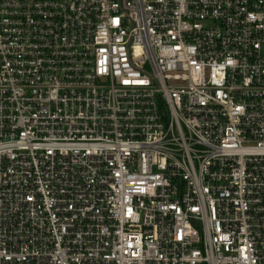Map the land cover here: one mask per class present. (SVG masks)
Masks as SVG:
<instances>
[{
	"label": "built area",
	"instance_id": "built-area-1",
	"mask_svg": "<svg viewBox=\"0 0 264 264\" xmlns=\"http://www.w3.org/2000/svg\"><path fill=\"white\" fill-rule=\"evenodd\" d=\"M0 264H264V0H0Z\"/></svg>",
	"mask_w": 264,
	"mask_h": 264
}]
</instances>
